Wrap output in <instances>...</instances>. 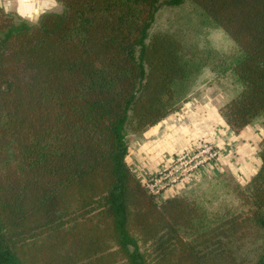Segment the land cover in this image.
Returning <instances> with one entry per match:
<instances>
[{
    "label": "trees",
    "instance_id": "16d2710c",
    "mask_svg": "<svg viewBox=\"0 0 264 264\" xmlns=\"http://www.w3.org/2000/svg\"><path fill=\"white\" fill-rule=\"evenodd\" d=\"M55 1L0 9V264H264V136L247 185L159 203L126 162L206 72L231 80L233 132L264 127V0Z\"/></svg>",
    "mask_w": 264,
    "mask_h": 264
},
{
    "label": "rangeland",
    "instance_id": "374dc122",
    "mask_svg": "<svg viewBox=\"0 0 264 264\" xmlns=\"http://www.w3.org/2000/svg\"><path fill=\"white\" fill-rule=\"evenodd\" d=\"M60 6L57 4L51 11H58ZM8 13V12H7ZM178 13L175 10L163 9L158 13L156 18V25L158 26H170L176 25L174 23L178 17ZM36 20L32 21L35 22ZM210 42L216 46V48L226 49L228 44L225 37L217 30H213L210 35ZM204 78V79H203ZM225 88H232L231 80L228 76H214L211 72H206L202 75L201 82L197 84L191 93L188 94L186 100L192 101L186 108H183V101L180 107L171 112H182L185 116V112H189L191 118H199L209 114L210 112H215L227 101V93ZM170 113V114H171ZM180 114L175 115L176 118H180ZM207 126V125H206ZM225 127L221 124H213L206 127L207 133L205 136H195L191 139L190 144L181 151L177 153H170L165 155L163 161L159 167L153 172H147L141 166H133L128 164L132 169L134 174L140 179L142 186L146 191L151 194L156 202H161L166 198L173 197L175 195L191 194L194 190L202 189L210 182H212L216 177L222 175L226 172L229 173L237 182L242 186L247 185L250 174L254 171L255 167L260 164L258 153L260 151V143L264 136V127L261 123H253L248 126V132L251 138L250 145L248 143L247 149L242 150V145L238 147L240 142L246 141V139L230 140L226 137ZM141 133H129L127 136L128 144L129 142L137 141ZM230 141V142H229ZM232 141V142H231ZM203 143H209L215 149H217V154L215 160L211 163L204 162L202 166L194 167L195 162L199 161L202 157H205L207 153L192 159L190 162L188 157H192L195 153V148ZM187 152L188 156L178 160L176 157L181 153ZM171 156V157H170ZM163 168L172 170V173L163 179L160 183L155 186L154 191L149 190L145 185L150 177L159 176V171L162 172L161 175L165 174ZM250 176V177H248ZM158 190L156 192L155 190Z\"/></svg>",
    "mask_w": 264,
    "mask_h": 264
},
{
    "label": "crops",
    "instance_id": "0c3cea01",
    "mask_svg": "<svg viewBox=\"0 0 264 264\" xmlns=\"http://www.w3.org/2000/svg\"><path fill=\"white\" fill-rule=\"evenodd\" d=\"M55 6H57L55 0H0L1 10L17 14L29 21L36 20L41 13L51 11ZM190 103H192L190 100L183 102V108L187 109ZM215 109V112H210L199 118H191L193 113L189 114V112H185V116L182 112L167 115L142 132L137 141L129 142L126 161L133 166H141L147 172H153L159 167L165 155L185 149L196 135L205 136L207 133L206 127L213 124L224 126L226 128V137L230 138V140L246 139V141L242 140L238 147L242 145V150L247 149L250 143L249 140L253 137L247 131L248 126L238 133L233 132L224 122L219 109ZM177 113L181 115L180 118L175 117ZM257 169L258 165L250 176Z\"/></svg>",
    "mask_w": 264,
    "mask_h": 264
},
{
    "label": "built area",
    "instance_id": "2783aa9c",
    "mask_svg": "<svg viewBox=\"0 0 264 264\" xmlns=\"http://www.w3.org/2000/svg\"><path fill=\"white\" fill-rule=\"evenodd\" d=\"M203 153H207V155L205 157H202L201 159H199V161L195 162L194 167L202 166L204 162H206V163L213 162V160H215V157H216V154H217V149H215L209 143H203V144L199 145L198 147H196L195 148V153L193 154V156L192 157L190 156L188 158H189V160L191 162L192 159L200 156V154L202 155ZM186 156H188V154H187V152H184V153H181L180 155H178L176 158L178 160H181V159L185 158ZM163 171H166V173L161 175L162 172L159 171L158 178L150 177L147 182L145 180L144 185L149 190L154 191L155 186H157L158 183H160L163 179L167 178V176L172 173V170H169V169H166V168L165 169L163 168ZM155 191L158 192L157 189Z\"/></svg>",
    "mask_w": 264,
    "mask_h": 264
}]
</instances>
